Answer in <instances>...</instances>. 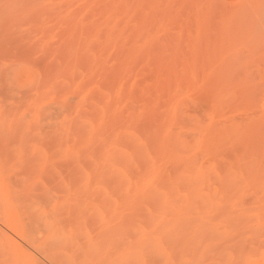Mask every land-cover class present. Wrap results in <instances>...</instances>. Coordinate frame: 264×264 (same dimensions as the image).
Here are the masks:
<instances>
[{"label":"bare ground","instance_id":"obj_1","mask_svg":"<svg viewBox=\"0 0 264 264\" xmlns=\"http://www.w3.org/2000/svg\"><path fill=\"white\" fill-rule=\"evenodd\" d=\"M32 1H34V0H32ZM73 1L75 2V0H70V2L68 0H65L64 2H66V3L63 2L62 8L60 7L61 4H59L58 2L56 3V6H54V4L50 6L48 3H46V5L47 4L48 5L45 6V3H44V5L42 7H41V5H42L41 3H40V5H37V3H36V5L40 6V8L39 7L37 8L35 5L34 11H36L37 14H39V15L44 14V16L46 17V20H48L46 22L51 23L50 21L52 19H54V20L57 19V21L65 22L64 27H62V25H60L61 27H59L58 22H57L58 24L53 23L54 25L53 24H51V25H53V28H54V26L57 25L58 28H61V29L63 28L64 31L70 33L69 35L73 36L72 37L73 40L68 44L69 46L67 48L63 47L64 48L63 54L66 53V54L72 56L71 58H68V56H67V58H68L67 59L65 57L66 56V54H65V56H64L65 62L63 59L64 64L68 63V65L69 64L71 65L72 64L71 61L74 59L75 64L80 63L84 67H85V65H86V67L88 66L87 69H88V71H90L89 73H87L88 75H90L92 70H94L96 72H98V70H100L102 72V74L104 75V76H102L103 78H100V79H103L102 85L103 86L105 85L104 87H106L108 89L109 94L111 93V98L109 100L106 97V100H105L106 110L105 111L109 112L110 110L111 111L114 110L115 114L117 112H119V110L121 112V108H120L121 106L120 105L122 103H125L124 98H130L131 101L134 99L133 100L134 102H131V101L130 102L135 104V105L130 104V102H129V105L134 110V111H132V109H131L130 110L131 112L129 111L130 116L133 119H134V117H136V118L138 117L142 120L141 125L139 124L138 127L137 126L134 127V128H136L138 133L143 132L141 134L142 136L139 134L140 136H137V138L135 136L131 137V134L133 135L134 131L132 133L130 132V134L129 133H125V134L121 133L119 135V133L118 134L116 133L117 135H119V137H117L118 139L114 138L115 142L116 143L118 142L117 145H119V144L123 145L124 143H126L127 146L124 144L123 147L126 146V148H130L129 150L132 149L133 152L126 151V149L124 150L119 146L118 147L114 146V149H112V154L110 157V159L113 157L110 160V162L112 161L111 165L108 167L109 168L108 170H107V165L103 167L105 169H102V167H101L102 170H100V171L103 172L102 175L105 174L107 171H109V173L108 172L106 173V174H108L107 178L109 177V174L113 175L112 173H115L114 176L115 175L121 176V177H119L120 180L119 179L117 180V184H119V182H121V185H122V182H123L122 180H124V178L125 179L127 178L126 180H128V181H126V182L131 184V183H134L133 182V181H135L134 178H136L137 180L142 179L143 177L139 178L142 175V173L143 174L147 173L146 171H148V168L150 167V159L153 161V163H154L153 167H154L156 165L155 163H157V161L159 163V160L165 161L164 159L167 158L168 161L166 160L165 164L162 163V168H160L159 170H157L155 168L156 169L155 171L158 172L157 176L159 177V183L156 180H155L156 182H153V185L155 183H158L156 186L153 187V185L151 184L152 188L151 187L146 188V190L145 189L141 190V188H140V190L139 189L135 190L136 188H134V186H133V185H136V183H135L133 185L131 184L132 186L129 185L128 191H126L127 183L125 182L126 183V185L124 186L125 190L122 192H124V193L128 192V195H129L128 197L132 200V202L135 203L137 201V202H139V204L142 203V206L145 205L143 203V202H145V200H143V199L145 197H148L149 200H147V201L150 202L151 208H152V205H153V208H157L155 210L152 208V211L153 210L158 211L163 206L164 207L166 206V208H163L162 210H160L161 213H162V211H164V209L165 210L170 209L172 212H174V209H172V206H173V203L176 201V199H178L180 197V196H178L179 194L182 195L181 198H186V202H188V204H191V205L195 204L196 207L201 205V204H204L205 207H208V209L210 208L212 212H209V214L212 215L213 217L209 216L207 214L209 210H207V212H206V215H208L210 217L209 218L210 221L212 220V218L214 220L219 215V213L222 212L221 215H224V214L225 215L223 217L220 215L221 217L220 216L219 217L223 219L222 220L223 222H224V217H225L226 218L225 220L226 221L228 220L227 223H229L228 224L229 225V230H228L229 232H227V233H229V235L227 234L229 236V261H227V262L229 264H264V0H92V1H90V0L86 1L85 0V2H83V4L82 3L79 4L80 6L78 5V6H75L74 8L68 9L69 3H74ZM19 2H22V1H19ZM24 2H26V1H23V3ZM30 2L31 1L29 0V3ZM76 3L77 2H75V4ZM50 4H51V2H50ZM1 5H2V3H1ZM32 5H34V4H32ZM19 6H21V5H19ZM63 6H65L67 8L65 9ZM30 7H32V6H30ZM26 8L27 7L25 6V10H26ZM17 10H18V8H17ZM29 12L30 11L28 10V13ZM5 13H8V12H5ZM81 14H83L84 16H82L80 18ZM10 15H11V13H10ZM35 17L37 18V16H35ZM7 18H9V17H7ZM12 18H14V17H12ZM48 18H50L51 20L49 21ZM54 20L52 22H54ZM37 21H38V19H37ZM33 22L35 23L34 20H33ZM0 23H1V21H0ZM32 25H34V24H32ZM51 25H50V28H51ZM37 27L38 26L36 25V28H35L36 30H37ZM48 27L49 26H47V29H46L47 32L52 31V30H53L52 32H54L53 28H51L52 29L51 30ZM55 29H56V27H55ZM34 32L36 33V31H34ZM56 33H58V32H56ZM68 33H66V34H68ZM13 44H14V42H13ZM17 47H19V46H17ZM90 48L94 49V51H95L94 66H93V64H91V63H93V61H91L92 55H91V53L90 54L88 53ZM107 49H109V51L111 50L110 57H108V55H106V54H108ZM47 51H49V50H47ZM63 54H62V56H63ZM103 55H105L106 58ZM24 58H26V57H24ZM111 60H112V62H111ZM82 62L83 63L86 62V63L82 64ZM71 66H69V67L71 68ZM41 68H43V67H41ZM48 68H50V67H48ZM60 68H62V67H60ZM94 71H93V74L95 73ZM135 75H137V77L138 76L139 77L136 78ZM75 76H77V75H75ZM93 76H95V75H93ZM98 76H99V74H98ZM89 78H90V76H89ZM98 81L101 83V81L99 79H98ZM143 82H146V83H145V85H143L142 88H141L142 84H140L141 90L139 88L137 89V87H139L138 84L143 83ZM46 83L47 82H45V85H46ZM57 83H60V82H57ZM135 85H138V86H135ZM55 87H57V86H55ZM153 88H155L154 91L156 93L153 91ZM185 88L188 91L190 89H193V91H194V89H195L193 96L195 95L196 100L197 99L199 100V103H197V104H200L201 107L199 106L198 108H193V105H194L193 104L191 106L192 109L186 108V110H185V108H184L182 110H185L186 111L185 113L187 115H193V113L197 112V114H199V115H197L195 113L197 120H198V118L200 119V117L202 116L204 111L206 113V111L210 108L211 109H218V105H219V110H220V107H222V109H223V106H224V104H226V102L229 103V108L228 107H226V108L231 109V111L229 110L230 112H233L232 109L235 110L234 111L235 114H233L234 116L232 115V113L229 115L230 118L233 116V119L232 118L229 119V123H228L229 126L227 124L224 127V124H226V123H223L222 128H219V127H221V124L219 126V123H218V126H219L218 127L215 125V124H217V123H215L217 120L215 122L212 121L215 123V124L211 123V124H214V128L217 127L220 130H216L217 128L213 129V127H211V128L209 127V129L206 130L207 126L205 128L203 126L204 130L202 131L203 132L202 134H204V135L199 134V137L201 135L205 136L204 138H202L200 140V142H199L200 144L198 143V145H200L199 149L202 150L203 152L207 149L205 152H208L207 153L208 155L210 154L209 159L212 162L211 164H207V166L203 165V168L207 169L208 170L207 173H209V171H211L210 170L211 168L209 169L208 166H212L217 171V178L212 173V174H210L211 176L208 175V179H207V176H206L207 174L205 172L204 173L206 175L203 173V169L201 167H200L201 169H198L200 165H198V168L194 165L195 163H193V160H194V158L196 159V157H199V156H196L199 153V151L196 152V155H195V153H193L192 155L187 154V150H189V147H191L192 144L186 143L187 142L186 141V135H187V138H189L193 134V132H195V130L191 132V130H193V129L190 128L191 129L190 130L189 128L186 127V129H180L178 131L179 133H177V131L175 132V130H177V128H180L181 126H182L181 128H183V125H181L182 124L181 122H184L183 123L184 126L186 124L187 125L190 124L189 123L190 119L189 120L186 119V118H189L188 116L187 117L185 115L179 116L180 111H182L181 108H183V107L179 108L180 103H181L180 100H183V99H181V96L183 95V91L186 92ZM161 89L162 90L167 89V92H165V94L167 93V95H165V94L162 95L163 92L160 91L162 97L157 96L156 94H157L158 90H161ZM83 90L84 89H82V91ZM169 92H170V94H169ZM101 93H102V91H101ZM153 93L155 94V96H152V95H154ZM43 94H44V92H43ZM109 94L105 93L104 95L107 96ZM91 95H93V94H91ZM139 95H140V97H139ZM105 96H102V94H101L100 98L103 97L105 99ZM166 96L169 97L168 100L166 99L167 101L170 100L169 104H168V106L163 108V110H161L160 107H162V106L159 107V103L161 102V101L159 102V100H161L160 98H163V97L166 98ZM153 97H156V98L154 99ZM100 98H99V100H100ZM183 98H185V97H183ZM36 99H38V98H36ZM123 99H124V101H123ZM137 99H139L138 101H140V99H141L142 100L141 102H143L141 105L139 104L140 106L137 104L138 101L135 103V100H137ZM156 99H157V101H156ZM128 100L129 99H126V101H128ZM154 100H155V102H154ZM121 101H123V102L121 103ZM167 101H165V102H167ZM185 101H187V100H185ZM165 102H164V104H165ZM126 103L128 104V102H126ZM221 103H223V104H221ZM15 105H16V103H15ZM18 105H17V107H18ZM113 105L116 106V109L113 108V107H115ZM196 106L197 105H195V107ZM107 108H109L110 110H107ZM224 108H225V106H224ZM29 109H31V108H29ZM58 109H59V107H58ZM236 109H239L240 112L236 113L237 112ZM12 110H13V108H12ZM37 111H39V109ZM111 111H110V114L114 115L118 118V115L112 114ZM124 112H126V110ZM6 113H8V112H6ZM200 113H201V116H200ZM61 114H62V112H61ZM127 115H128V113H127ZM206 116H207V114H205V116H202L203 120H206V119H204V117L206 118ZM123 117H125V116L123 115ZM128 117L129 116H127V118ZM114 118L115 117H113V119ZM127 118H125V120ZM3 119H5L4 116H3ZM68 119H69V117H68ZM119 119L122 120V122L124 121L122 116ZM133 119H131V120L133 121ZM140 119L138 120L136 125L139 122H141ZM183 119L184 120L186 119V120L184 121ZM6 120H7V118H6ZM127 120H130V119H127ZM176 120H177V122H175ZM201 120L202 119H200V121H199L200 123H201ZM219 120H220V117H219ZM134 121H135V119H134ZM179 122H180V124H179ZM193 122H194V120H193ZM194 123H195L194 127H196L197 123L196 122H194ZM43 124H45V123H43ZM68 124H70V123H68ZM121 124H120V127L118 126L119 131L122 132V129H120L122 127L124 128L123 129L124 131H127L129 129L126 125L124 127V124H126L125 121L122 125ZM127 124L130 125L129 123H127ZM178 125H179V127H178ZM61 126H62V124H61ZM112 126H113V124H112ZM208 126H210V125H208ZM96 127H98V126H96ZM129 127H131V126H129ZM197 127H198V129H200L199 123L197 124ZM112 128L109 127V129L113 130L114 128L113 129ZM23 130H25V129H23ZM228 130H229V132H228ZM7 132H9V131H7ZM9 133H11V132H9ZM113 133H114V130H113ZM44 134H45V132H44ZM127 134L130 136H127ZM9 135H12V134H9ZM26 135H27V133H26ZM35 135H36V133H35ZM195 136H196V134H195ZM41 137L42 136L40 135V138ZM9 138H10V136H9ZM1 139H2V137H1ZM111 141H112V137H111ZM4 142H5V140H4ZM121 142L123 144H121ZM20 143H22V141ZM113 143H114V141H113ZM128 144H131L132 147ZM193 144H194V142H193ZM194 145H196V144H194ZM228 145H229V149H228ZM187 146H189L188 149L186 148ZM110 149H111V147H110ZM156 151H158V152L161 151V152H160V154H158ZM155 152L157 155L155 154ZM161 154L163 155L164 159H162ZM158 155L161 157V159H159L160 157ZM193 155L196 157H194ZM201 155H202V153H201ZM168 162H169V164H168ZM203 163H205V162H203ZM160 166H161V164L159 166L156 165V167H160ZM138 168H140V169H138ZM96 169L97 168L95 167V169H93V170L96 171ZM141 170H143L141 172V174H139L140 172H136V171H141ZM212 171H213V169H212ZM92 174L94 175V178H95V173H92ZM123 174H125L126 176L124 175V177H123L122 176ZM147 175H146V178H147ZM3 176H2V178H3ZM103 176H105V175H103ZM128 176H130V179L132 178V180H133L132 182L130 179H128ZM101 177L102 176H100V178ZM103 178L105 179V177H103ZM105 181H106V179H105ZM105 181H103V183ZM99 182H100V180H99ZM117 184H116V186H117L116 188H118V186H119L118 189H121L122 186H120V184L119 185H117ZM151 185L149 184V186H151ZM140 186H142V185H140ZM149 186L147 185V187H149ZM137 187L139 188V185ZM144 187H145V184H144ZM103 188L101 189V191H103ZM108 188H110V187H108ZM90 189L91 188H89V190ZM123 189L124 188H122V190ZM109 190H111V189H109ZM118 191H117V193H119V195H120L121 192H120V190H118ZM78 192H77V195H79V199L81 198L82 202H84V200H83L84 198L81 197L80 194L84 193L86 195V193L85 192H79V194H78ZM97 192L98 191H96V193ZM0 193H3V192H0ZM117 193H116V196L118 195ZM94 194H95V192H94ZM85 195L82 194V196H84L86 199L88 195L87 196H85ZM104 195H105V193H104ZM124 196L127 197V195H124ZM176 196H178V198H176ZM133 197H134V199H133ZM141 197L142 198L144 197V198L141 199ZM1 198L4 199L3 197H1ZM89 198H91V196H89ZM120 198H121V196L119 197V199ZM122 198H124V197H122ZM150 199H151V201H150ZM126 200L123 199V201H122V203L126 202L125 203L126 205L124 207L125 209L127 207H129V203H130V202L128 203V199H126ZM140 200H141V202H140ZM142 200H143V202H142ZM1 201L3 202V200H1ZM13 201H14V199H13ZM114 201H116V199ZM82 202H81V205L84 204ZM89 202H90V203H88L89 209H91V208H93L94 202H92L93 205L91 203V200ZM152 202H154V203L152 204ZM134 203H133L134 209L137 207L136 210H138L139 204L137 203V206H134L136 204V203L135 204ZM88 204L86 206L87 209H85L83 207L85 210H88ZM110 204H112V203H110ZM127 204H128V206H127ZM3 205H4V203H3ZM3 205H2V207H3ZM77 205H78V203H77ZM81 205H80V207H81ZM103 205H104V203H103ZM121 205H123V204H121ZM121 205L120 206L118 205V206L121 207ZM158 205H162V207L160 206V208H158L157 207ZM206 205H208V206H206ZM228 205H229V207H228ZM59 207H60V205H59ZM96 207L93 209L95 210ZM104 207H105V205H104ZM110 207H113V206L111 205ZM119 207L116 208V210H118ZM130 207H132V205H130ZM189 207L183 206L182 208H184L185 210L188 209L187 211H189ZM107 208H109V207H106L105 209H107ZM124 208H123V210L125 211ZM140 208H141V206H140ZM142 208L145 209L144 207H142ZM191 208L192 207H190V210H192ZM226 208H229V212L226 211ZM72 209L75 210L74 206ZM113 209L115 210V208H113ZM146 209L144 210L145 213L147 211ZM193 209H194V207H193ZM219 209H221V211ZM19 210L20 209H18V212H19ZM96 210H95V212H96ZM103 210H104V208H103ZM111 210H112V208H111ZM170 210L169 211L166 210V211H168L170 213ZM205 210H206V208H205ZM118 211L120 212V210H118ZM124 211H122V212L124 213ZM130 211H131V209H130ZM130 211H128V212H130ZM166 211H164V213ZM179 211H180V209H179ZM225 211L229 215H227L225 213ZM16 212L17 211H15V213ZM92 212H93V210H92ZM92 212H91V214H92ZM95 212H93V213H95ZM135 212L137 213V211H135ZM172 212L170 214H172ZM184 212L185 211H183V212L180 211V213L177 214V211H176V213H173L175 215L176 214L177 215L180 214V216L182 215V217L179 216V218L176 215V217L174 218L177 220L179 219V221L182 220L181 218L188 217V219L187 218L183 219L181 222H178V223H176L177 220H174L173 221L174 224L177 225V224L182 223V222H185V224L187 222L190 223L191 220H193V219H194L193 221L195 222V219L197 221V218H201L202 217L201 214H204L203 212H201L200 213L201 217H199V215H198L199 213L197 214V211L192 210V211H189V216H186V214L183 215ZM194 213L196 216H198L197 218L195 215H193ZM117 214H119V213H117ZM130 214H131V212H130ZM137 214H135V215H137ZM135 215L133 213L134 217H135ZM139 215L141 216L142 214H139ZM139 215H137V217ZM157 215H158V212H157ZM190 215H192V216H190ZM140 216L138 218L142 217V216L141 217ZM124 217L126 218L127 216H124ZM134 217H133V219L136 220ZM154 217H153V219H154ZM159 217H160V214H159ZM170 217H173V216H170ZM121 218H122V216H121ZM227 218H229V219H227ZM130 219H132L131 215H130ZM170 219H172V218H170ZM141 220H142V218L140 219V221ZM146 220H147V217H146ZM216 220H218V219H216ZM120 221H123V220L120 219ZM120 221H119V223H121ZM124 221H126V219ZM199 221H197V223L195 222L196 225H193L194 222H192L193 226L198 225L197 227H194V229L193 228L192 229L195 230V228H196L197 232L202 231L201 233L203 234L204 231L205 232L207 231V227L205 228V226H207V225L204 223V221H206V220H202V218H201ZM90 223H92V221ZM163 223L164 222H162L161 224H163ZM189 223H187V224H189ZM225 223L226 222H224V225H225ZM227 223H226V225H227ZM161 224H158V225H160V227L159 226H157V227H159L161 230L164 231V228H161L163 226ZM174 224H171V225H174ZM209 224H210V222H209ZM211 224H212V221H211ZM179 225H181V224H179ZM182 225H184V223H182ZM182 225H181V227H182ZM216 225L220 226L221 224L219 222V224L217 223ZM228 225H227V227H228ZM187 226H189V225H187ZM211 226H214V225H211ZM211 226L209 225V227L211 229H209V227H208V230H211V232L213 234L214 231L212 229L216 230L217 228H219V226L216 228H212ZM112 227H114V226H112ZM179 227H177V228H179ZM224 227H226V226H224ZM19 228H20V226H19ZM166 228H168V227L166 226ZM172 228H173V226H172ZM175 228H176V226H175ZM175 228L173 229V231H171L172 229H170L169 231L166 229L167 231H165V234H166V232H168L167 234L169 235L170 231H171V233H174V231H177V230H175ZM22 229H23V227H22ZM155 229H157V228H155ZM188 229H191V228L188 227ZM203 229H205V230H203ZM182 230H183V228L180 231L181 232L185 231V230H183V231ZM220 230H221L220 228L217 229V231L220 235H221V232L226 231V230H223V231H220ZM5 232H7V231H5ZM22 232L23 231H21V233ZM181 232H177V233L181 234ZM185 232H187V231H185ZM185 232L183 234H185ZM21 233H20V236L23 234V233L22 234ZM177 233L175 232V234H174V235H178L176 237H174V235L171 234V235H173V237H171L173 239L169 238V241L170 240L171 241L176 240L177 241L176 243L182 242V241H183L182 243H184V242L190 241L191 238L188 239L189 236H192V238H194L193 237L194 233H193V235L191 233L190 234L186 233L189 236H187L186 234H185V236H183V234L179 235ZM218 233H216V234H218ZM224 233L225 232L222 233L223 236L225 235ZM161 234L163 235V233H161ZM161 234H159V235H161ZM198 234H199V232H198ZM214 234H215V232H214ZM87 236L91 237L89 232H88ZM94 236L100 237L101 236L100 232L99 233L96 232L94 234ZM203 236H205V234H203ZM166 237L168 238V236H166ZM225 237H223V238H225ZM156 238L157 237H155V239ZM162 238L165 239V237H162ZM201 238H202V236H201ZM207 238H208V236H207ZM209 238L212 239V237H209ZM90 239H93V238H90ZM197 239H198V237H197ZM4 240H3V242H4ZM202 240H204V239L202 238ZM224 240H226V238ZM5 241H7V243H8L10 240L7 239ZM218 241H219V239L217 238V243L222 241V239H220L219 242ZM191 242H193V241L191 240ZM199 242H202V241H199ZM209 243H211V242H209ZM161 244L162 243H160V241H159L158 246L156 245L154 248L161 247L162 246ZM170 244H171V242H170ZM172 244H174V247H175V243H172ZM220 245H221V242H220ZM214 246H213V248H214ZM161 248H163V246ZM169 248L172 249L170 246H169ZM150 250L153 251L152 248ZM154 252L156 253V250ZM157 252L160 253V251H158V250H157ZM162 252L163 251H161L160 254L163 256L164 253H162ZM19 253H21V252H19ZM160 254L159 255H157V253H156V255L154 253H153V255H152V253L149 254L150 255L149 258H153L154 260L149 259L148 263H150L152 261L151 263L154 264L156 261L155 259H157L158 256L160 257ZM22 255H20V256L22 257ZM205 255L204 256L203 255L202 256L201 255L200 256L195 255L194 257L187 258V259L182 258L185 260H182L180 264H224V263H222V260L220 261L217 259L220 257H215L214 255L207 257ZM147 256H148V254H147ZM185 256H187V255H185ZM157 260L160 262L159 259H157ZM165 261H168V260H165ZM159 262H156L155 264H157ZM131 263H129V264H131ZM163 264H165V263H163Z\"/></svg>","mask_w":264,"mask_h":264},{"label":"rangeland","instance_id":"obj_2","mask_svg":"<svg viewBox=\"0 0 264 264\" xmlns=\"http://www.w3.org/2000/svg\"><path fill=\"white\" fill-rule=\"evenodd\" d=\"M12 1L13 0H8V1L7 0H4V1L0 0V21H1V23H0V124L1 125L3 124L2 126L0 125V129H1L0 130V171H1L0 172V184H1L0 185V192H3V193H0V264H73V263L74 264H96L97 262L99 264H129L131 262H132L131 264H152L151 263L152 261L150 263H148L149 259L150 260L153 259V258H149L150 257L149 254L152 253V255H153V253H154L156 255V253H157V255H159L161 253V251H163L162 253H164L163 254L164 257L160 254V257L158 256L157 259H159L161 263L157 259H155L156 260L155 263L159 262L160 264H163V263H165V264H169V263L170 264H180L182 260H185L187 258H192L195 255L196 256H200V255L204 256L206 254L205 256H207V257L213 256V255L215 257H220L217 259L220 261L222 260V263H224V264H229L227 262V261H229V236H228L229 233H227V232H229L228 231L229 230V225H228L229 223H227L228 220L226 221L225 220L226 218L224 217V222H226L228 225V227H227L226 223L224 225V222L222 221L223 219L220 218L221 216L223 217L225 215L224 213H223L224 215H221L222 212L219 213V215L214 220L212 218V220H211L212 224H211L209 216H212V215H210L209 212H212V211L210 208L208 209V207H205L204 204H201L197 207L195 206V204H193V205L188 204V202H186V198H181L182 195H180V194L179 195L177 194L180 197L178 198V196H176V198H178V199H176V201L173 203L172 209H174V212H172L170 209H166L168 211L170 210V213L172 212V214H170L165 209H164V211H166V212L164 213V211H162V213H161L160 210H162L163 208H166V206L162 207V205L157 206L158 208H160V206L162 207L158 211L157 210L154 211L157 208H153V205H152V208L154 209L152 211V208L150 206L151 204L149 201H147V200H149L148 197H145V198L143 197L144 199L141 197V199L145 200V202H143V200H142V202L145 204L143 206H142V203L139 204V202L136 201L139 204L138 210H136L137 207L134 209V207H133L134 202H132V200L128 197L129 196L128 192L127 193L122 192L125 190L124 186L127 183L126 181H128V180H126L127 178L126 179L124 178V180H122L123 181L122 185H121V182H119L120 186H122V188H124L122 190V188L118 189L119 186H118V188H116L117 187L116 186L117 180L118 179L120 180L119 177H121V176H119V175L114 176L115 173H112L113 175L109 174V177L107 178L108 174H106V173L107 172L109 173V171H107L105 174H103L105 176L102 175L103 172L100 170L105 169L103 167L106 165H107V170H108L109 169L108 167L111 165L112 161L110 162V160L113 157L111 159H110V157L112 154V149H114V146H117V147L119 146L124 150L126 149V151L133 152L132 149L129 150L130 148H126V146H127L126 143H124L126 145L125 147H123L124 144L122 142H121V144H123V145H120V144L117 145L118 142L116 143L114 138L118 139L117 137H119V135L121 133L122 134L123 133L124 134L125 133L130 134V132L132 133L133 131L134 132H133V135L131 134V137L135 136L137 138V136H140L143 132L138 133L136 128H134V127L135 126L138 127L139 124L141 125L142 120L138 117H137L138 119L136 117H134V119H135V121H134V119L130 116L129 111L131 109H132V111H134L133 108H131V106L129 105V102L131 101L130 98H124L125 101H124V99H123V101L125 103H122L123 101H121V103H122V104L120 103L121 104L120 105L121 106L120 107L121 112L119 110V112H117L115 114L113 109H112L113 111H111L109 108H107V110H110L112 114L118 115V118L114 115H111L110 111L109 112L105 111L106 110L105 100H106V97L108 100L111 98V93L109 94L108 89L106 87H104L105 85L104 86L102 85L103 79H100V78H103L102 76H104V75L102 74V72L100 70H98V72L92 70L90 75H88L87 73L90 72L87 69L88 66L86 67V65H85V67H84L80 63L79 64L77 63L78 64L77 65V64H75L74 59L71 61L72 66L70 64L68 65V63L64 64V62H65L64 56L66 53L63 54V50H64L63 47L67 48L69 46L68 44L73 40V38H72L73 36L69 35L70 33L64 31L63 28L62 29L58 28L56 24H55L56 26H54V28H53V25H54L53 23L58 22L59 24L58 23L57 24L59 25V27H61L60 25H62V27H64L65 22L57 21V19L51 20L50 18H48V19H49V21L51 20L50 21L51 23L46 22L48 20H46V17L44 16V14H41V15L37 14V12L34 11L35 10L34 6L36 5V3H37V5H40V3H41L42 4L41 7L44 5V3H45V6H47L48 4L50 6L53 4H54V6H56V3L58 2L59 4H61L60 7L62 8V4L65 0H34V1L30 0L31 1L30 3H29V0H14L13 1L14 3ZM19 1H22V2H19ZM23 1H26V2L23 3ZM68 1L70 2V0H68ZM90 1H92V0H90ZM50 2H51V4H50ZM66 2H64V3H66ZM75 2H77V3L75 4ZM75 2L69 3L68 9H71V8H74L75 6H78L80 3L83 4V2H85V0H78V1L75 0ZM1 3H2V5H1ZM46 3H48V4L46 5ZM32 4H34V5H32ZM19 5H21V6H19ZM24 5L27 7L26 10H25ZM29 5L32 7H30ZM37 5H36V7L40 8V6H37ZM65 6H63V7L66 9L67 7H65ZM17 8H18V10H17ZM28 10L30 11L29 12L30 14L28 13ZM5 12H8V13H5ZM10 13H11V15H10ZM35 16H37V18ZM82 16H84V15L81 14L80 18ZM7 17H9V18H7ZM12 17H14V18H12ZM37 19H38V21H37ZM33 20L35 21V23L33 22ZM53 20H54V22H52ZM32 24H34V25H32ZM35 24L38 26L37 30L35 29L36 28ZM51 24H53V25H51ZM50 25H51V28L54 29V32H52L53 30L50 28ZM47 26H49L48 28H50L52 31L47 32V30H46ZM55 27H56V29H55ZM34 31H36V33ZM56 32H58V33H56ZM65 32L68 34H66ZM13 42H14V44H13ZM17 46H19V47H17ZM47 50H49V51H47ZM107 50H108L107 51L108 54H106V53L105 54L108 55V57H110L111 50L110 51H109V49H107ZM88 53L89 54L91 53V55H92L93 60L91 59V61H93V63H91V64H93V66H94V63H95V61H94V55H95L94 49L90 48ZM62 54H63V56H62ZM67 56H68V58L72 57V56L66 54L65 57L67 58ZM103 56L106 58L105 55H103ZM24 57H26V58H24ZM63 59H64V62H63ZM111 62H112V60H111ZM84 63H86V62H84ZM84 63L82 62V64H84ZM69 66H71V68ZM41 67H43V68H41ZM48 67H50V68H48ZM60 67H62V68H60ZM93 71L95 72L94 74H93ZM92 74L95 76H93ZM98 74H99V76H98ZM75 75H77V76H75ZM89 76H90V78H89ZM135 76H136V78L139 77V76L137 77V75H135ZM98 79L101 81V83L98 81ZM45 82H47L46 85H45ZM57 82H60V83H57ZM145 83L146 82L139 83L138 84L139 87H137V89L138 88L140 89V84H142V86H141V88H142L143 85H145ZM138 85H135V86H138ZM55 86H57V87H55ZM82 89H84V90L82 91ZM154 89L155 88H153V91H154ZM185 90H186V88H185ZM101 91H102V93H101ZM160 91H162L163 92L162 95H164L165 92H167V89L166 90H162V89L158 90L156 95L159 97L161 96ZM194 91H195V89H194ZM194 91H193V89H190L189 91L186 90V92L183 91V95L181 96V99H183V100H180L181 103H180V107H179V108L183 107V108H181V110L184 108H185V110H186V108L192 109L191 106L193 104H194L193 108H198L200 106V104H197V103H199V100L198 99L196 100L195 95L193 96ZM43 92H44V94H43ZM105 93L106 94L108 93L109 95L105 96L104 95ZM91 94H93V95H91ZM101 94H102V96H105V99L103 97L100 98ZM169 94H170V92H169ZM165 95H167V93ZM152 96H155V94ZM168 96H166V98H164V97L160 98L161 100H159V102L160 101L161 102L159 103V107L162 106V107H160L161 110H163V108L168 106L169 101H170V100L167 101L168 98L170 97V96L169 97ZM139 97H140V95H139ZM183 97H185V98H183ZM36 98H38L39 100ZM99 98L101 101L99 100ZM153 98L155 99L156 97H153ZM126 99H129V100L126 101ZM133 100L131 102H134ZM138 100L139 99L135 100V103ZM164 100L167 102H165ZM185 100H187V101H185ZM141 101L142 100L140 99V101H138L139 103L137 102V104L141 105L143 103ZM156 101H157V99H156ZM126 102H128V104ZM131 102H130V104H134ZM154 102H155V100H154ZM164 102H165V104H164ZM15 103H16V105H15ZM221 104H223V103H221ZM17 105H18V107H17ZM195 105H197V106L195 107ZM113 106H115V105H113ZM224 106H225V108H224ZM224 106H223V109H222V107H220V110H219V105H218V109H211L210 108L206 111V113L204 111V113H203L204 115L202 114V116H205V114H207L206 118L204 117V119H206V120H203V117L201 116V113H200V116L202 117V118L200 117V119H202L201 120L202 124L199 122L200 119L198 118V120H197V117L195 116V113L197 114V112H195V113L192 112L194 115L193 116V115H187L185 113L186 111L182 110V111H180L179 116H184V115L186 117L188 116L189 118H186V119L187 120L190 119L189 120L190 124L187 125L185 123L186 125L184 126V124H183L184 122H181L182 123L181 125H183V128H181L182 127L181 126L180 128H177V130H175V132L177 131V133H179L178 131L180 129H186V127L189 129L192 128L193 130L190 129L191 132L195 130V132H193V134L191 133L192 135L189 138H187V135H186V141H187L186 143L192 144V146H191L192 148L189 146L186 147L187 149L189 147V150H187V154L192 155L193 153H195V155H196V152H198V151H199V153L200 152L202 153V155H201V153L200 154L198 153L199 155L198 154L196 155L199 157H196L193 155L194 157H196V159L194 158L193 163H195L194 165L197 168H198V165H200L198 169H201V168L203 169V173L205 172L207 174L206 175L204 173L207 176V179H208V175L211 176L210 174H212V173L217 178V171L212 166H208L209 169L211 168L210 169L211 171H209V173H207L208 170L203 168V165L207 166V164H211L212 162L209 159L210 154L208 155L207 154L208 152H205L207 149L203 152L202 150L199 149L200 145H198V143L200 142V140L202 138L205 137V136H202V135H204V134H202L203 133L202 131L204 130L203 126H204V128L207 126L206 130L209 129V127L210 128L213 127V129H216L217 127L214 128V124L217 123L215 125L218 126V123H219V126L221 124V127H219V126L218 127L222 128L223 123H226V124H224V127H225V125H227L229 123V119H231V118L233 119V116H234L233 114H235V112H234L235 110L232 109V111L234 113L230 112L231 109H228L229 103H227V102H226V104H224ZM58 107H59V109H58ZM226 107H228V108H226ZM12 108H13V110H12ZM29 108H31L32 110ZM113 108L116 109V106ZM38 109H39V111H37ZM125 110H126V112H124ZM236 111H237L236 113L240 112L239 109H236ZM6 112H8V113H6ZM61 112H62V114H61ZM127 113H128V115H127ZM231 113L233 116L231 115L232 117L230 118L229 115ZM123 115L125 117H123ZM197 115H199V114H197ZM3 116L5 119H3ZM121 116L126 123V124H124V127L126 125L129 128L127 131H124L123 127L120 128V129H122V132L119 131V129H118L120 127V124L124 123V121L122 122V120L119 119V118H121ZM127 116H129V117L127 118ZM68 117H69V119H68ZM113 117H115V118L113 119ZM219 117H220V120H219ZM6 118H7V120H6ZM125 118L130 119V120H127V119L125 120ZM131 119H133V121ZM139 119L141 120V122H139L136 125V123L138 122ZM192 119L197 124L199 123L200 129H198L197 124H196L197 128L194 127L195 123L193 122ZM212 121H214V122L216 121V122L214 123ZM175 122H177V120ZM43 123H45V124H43ZM68 123H70V124H68ZM111 123L113 124V126ZM127 123H129L130 125H128ZM211 123H214V124H211ZM61 124H62V126H61ZM179 124H180V122H179ZM208 125H210V126H208ZM96 126H98V127H96ZM129 126H131L132 128ZM228 126H229V124H228ZM109 127L114 128V129L112 128L114 130V133H113V130L109 129ZM178 127H179V125H178ZM219 128H217L216 130H220ZM23 129H25V130H23ZM7 131H9L11 133H9ZM44 132H45V134H44ZM228 132H229V130H228ZM26 133H27V135H26ZM35 133H36V135H35ZM116 133L117 134L119 133V135H117ZM194 133L196 134V136ZM9 134H12V135H9ZM199 134H202L200 136L201 138L199 137ZM40 135L42 136L41 138H40ZM9 136H10V138H9ZM127 136H130V135L127 134ZM1 137H2V139H1ZM111 137H112V141H111ZM3 139L5 140V142ZM21 141H22V143H20ZM113 141H114V143H113ZM193 142L196 145H194ZM128 145L131 146V144H128ZM110 147H111V149H110ZM228 149H229V145H228ZM156 152L158 154H160L161 151L160 152L156 151ZM156 152H155V154H156ZM161 156H162V159H164L162 154H161ZM159 159H161V157ZM164 160L165 161L159 160V163L157 161L158 164L155 163L158 166L161 164L160 167H156V165L153 167L154 163L150 159V167L148 168V171H146L147 173L146 174L142 173L141 176L139 175L140 176L139 178L143 177L144 179L142 178V179L137 180L136 178H134V180L136 181L135 182L132 180V178L130 179V176H128V179H130L131 182L132 181L134 182V183H131L132 185L136 183V185H133L134 188H136L135 190H137V189L140 190V188H141V190H144V189L146 190V188H150V187L152 188L153 182L157 181L159 183V177L157 176L158 172H156L155 170L156 169L159 170L160 168H162V163L165 164L166 160L168 161L167 158H165ZM203 162H205V163H203ZM168 164H169V162H168ZM94 166L97 168L96 171L93 170V169H95ZM101 167H102V169H101ZM138 169H140V168H138ZM212 169H213V171H212ZM142 171L143 170L136 171V172H140L139 174H141ZM91 172L95 173V178ZM1 175L2 176L4 175L3 178ZM124 175L125 174H123L122 176L124 177ZM146 175H147V178H146ZM100 176H102V177L100 178ZM103 177H105L106 181ZM99 180H100V182H99ZM103 181H105V182L103 183ZM143 183L145 184V187H144ZM158 183H155L153 185V187L156 186ZM119 184H117V185H119ZM131 184L127 183L126 191H128L129 185L132 186ZM149 184L150 185L152 184V185L149 186ZM138 185H139V188L137 187ZM140 185H142V186H140ZM147 185L149 187H147ZM108 187H110V188H108ZM89 188H91V189L89 190ZM102 188H103L104 192L101 191ZM109 189H111V190H109ZM118 190H120V192H121L120 195H119V193H117ZM78 191L79 192H85L86 195L84 193H82L85 196L88 195L87 198L85 199V197L82 196V194H80V196L84 198L83 199L84 202H82L81 198L79 199V195H77ZM96 191H98V192L96 193ZM79 192H78V194H79ZM94 192H95V194H94ZM104 193H105V195H104ZM116 193L118 194L117 196H116ZM124 195H127V197ZM10 196L14 199V201L15 200L16 201L14 202ZM89 196H91V198H89ZM118 196L119 197L121 196V198L122 197H124V198L119 199ZM1 197H3L4 199H2ZM134 197H133V199H134ZM125 198L128 199V203L130 202L129 207H130V205H132L133 208L127 207L128 204L126 206L127 208L126 209L124 208L126 205L125 204L126 202L124 201L125 203H122V201H123V199L126 200ZM115 199H116V201H114ZM1 200H3V202ZM90 200H91V203L94 202V205L92 203L93 208H95L97 206L96 207L97 210L95 209L97 213L95 212V210L93 208L90 207L91 209H89L88 203H90L89 202ZM150 201H151V199H150ZM81 202L84 204L81 205ZM140 202H141V200H140ZM3 203H4V205H3ZM77 203H78V205H77ZM103 203H104L105 207H104ZM110 203H112V204H110ZM137 203L134 206H137ZM153 203L154 202H152V204ZM87 204H88V210H85V209H87V207H86ZM121 204H123L124 206ZM2 205H3V207H2ZM59 205H60V207H59ZM80 205H81V207H80ZM111 205L113 207H110ZM118 205L119 206L121 205V207H119ZM73 206H74L75 210L72 209ZM140 206H141V208H140ZM183 206L192 207L191 209L193 211H197V214L199 213L198 214L199 217H201V215H202V217H201L202 220H206V221H204V223L207 225V226H205V228L207 227V231L203 232V234H205V236H203V234L201 233L202 231L201 232L198 231L199 232V234H198V232L196 231V228H195V230H193L194 227L198 226V225L193 226V225H196L195 222L197 223V221H199L201 219V218H197L198 216H196L195 213L193 215L196 216L197 221L195 219V222H194L193 221L194 219H193V220H191L190 223L187 222L189 224H187V223L186 224L189 226H187L185 224V222H182V223H184V225H182V223H179L182 225V227L179 224H177L178 226L176 224H174L173 221L177 220L174 218L176 217V215L178 213H180V211L181 212L185 211L183 213V215L186 214V216H189V211H192V210H190V207H189V211H187L188 209L185 210L184 208H182ZM206 206H208V205H206ZM106 207H109V208L105 209ZM118 207H119L118 210H120V212L118 210H116V208H118ZM142 207H144L145 209L147 208L146 213L144 212L145 209H143ZM193 207H194V209H193ZM228 207H229V205H228ZM103 208H104V210H103ZM111 208H112V210H111ZM113 208H115V210ZM123 208L125 209V211L123 210ZM205 208H206V210H205ZM18 209H20L19 212H18ZM130 209H131V211H130ZM179 209H180V211H179ZM14 210L17 211L16 212L17 214L15 213ZM92 210L95 213H93ZM127 210L130 211L131 214ZM175 210L177 211L176 215L173 214V213H176ZM207 210H209L207 213L209 216L206 215ZM219 210L221 211V209H219ZM122 211H124L125 214ZM135 211H137L138 214ZM226 211L229 212V208H226ZM226 211H225V213L227 215H229ZM91 212H92V214H91ZM157 212H158V215H157ZM201 212H203L204 214L200 215ZM117 213H119V214H117ZM133 213H134V215L135 214H137V215L142 214L141 215L142 217L140 215L139 216L142 218L143 221L142 220L140 221L141 218H138L139 216L137 217V215H135V217H134ZM159 214H160V217H159ZM130 215L132 216V219H130ZM121 216H122V218H121ZM124 216H127V217L125 218ZM152 216L153 217L155 216L154 219ZM170 216H173V217H170ZM179 216H180V214L177 215L178 218H179ZM190 216H192V215H190ZM133 217L137 221L134 220ZM146 217H147V220H146ZM180 217H182V215ZM170 218H172V219H170ZM186 218L188 219V217L181 218V219L183 220ZM120 219H122L123 221H120ZM125 219H126V221H124ZM216 219H218V220H216ZM227 219H229V218H227ZM182 220L179 221V219H178L177 222L176 221L175 222L178 223V222H181ZM91 221H92V223H90ZM119 221L121 223H119ZM208 221L210 222V224ZM162 222H164V223L161 224ZM192 222H194L193 225H192ZM219 222L221 224L220 225L221 227L218 225L219 228L221 229L220 231L226 230V231H223V232H225L224 236L222 235L223 232H221V235L218 233L217 229H219V228H217L216 230L212 229L215 232V234H214V232L212 234L211 230H208L209 225L210 226L214 225L211 227L216 228V227H218L216 224L217 223L219 224ZM158 224L163 225L161 228H164V231L159 228L160 225H158ZM171 224H174V225H171ZM222 224L226 227H224ZM19 226H20V228H19ZM112 226H114V227H112ZM157 226H159V227H157ZM166 226L168 228H166ZM172 226H173V228H172ZM175 226H176V228H175ZM22 227H23V229H22ZM177 227H179L180 229ZM188 227L191 229H188ZM155 228H157V229H155ZM174 228L177 231H174V233H171V231H173ZM182 228H183V230L187 231V232L184 231L185 234L191 233L193 235V233H194V235H195V236L193 235L194 238H192V236H189L186 234L187 236H189V238L186 236L188 239L191 238L190 241H188V242L182 243L183 242L182 241V242L176 243L177 242L176 240H174L175 242L171 241V240L169 241V238L173 237L175 232L176 233L181 232L180 230ZM166 229L168 231L170 229H172L169 232L170 233L169 235L167 234L168 232H166V234H165V231H167ZM209 229H211V228L209 227ZM203 230H205V229H203ZM5 231H7V232H5ZM21 231H23L22 232L23 234L21 233ZM88 232L90 233L91 237L87 236ZM96 232L97 233L100 232L101 236L95 237L94 234ZM184 232H181V234H179V233H177V234L182 235ZM20 233L22 234L21 236H20ZM161 233H163V235ZM216 233H218V234H216ZM159 234H161V235H159ZM171 234H173V235H171ZM185 234H183V236H185ZM206 235L208 236V238L212 237V239L211 238L208 239ZM166 236H168V238ZM176 236H178V235H174V237H176ZM201 236L204 240H202ZM222 236L223 237L226 236L225 237L226 240H224L225 238H223ZM155 237H157V238L155 239ZM162 237H165V239H163ZM197 237H198V239H197ZM3 238L5 240L8 239L10 241L7 243V241H5ZM90 238H93V239H90ZM217 238L219 239V241H220V239H222L223 242L220 241L221 245H220L219 241H218L219 243H217ZM171 239H173V238H171ZM3 240H4V242H3ZM191 240L193 242H191ZM159 241H160V243H162L161 245L163 246V248H161L162 247L161 245H160L161 247L154 248L156 245L158 246ZM199 241H202V242H199ZM170 242H171V244H170ZM209 242H211V243H209ZM172 243H175V247H174V244H172ZM211 244L215 245V246L213 245L214 248ZM169 246L172 249H170ZM151 248L153 249V251L150 250ZM154 249L156 250V253L154 252L155 251ZM157 250L160 251V253L157 252ZM18 251L21 253H19ZM147 254H148V256H147ZM20 255H22V257ZM185 255H187V256H185ZM182 258H185V259H182ZM165 260H168V261H165ZM159 263H157V264H159Z\"/></svg>","mask_w":264,"mask_h":264}]
</instances>
